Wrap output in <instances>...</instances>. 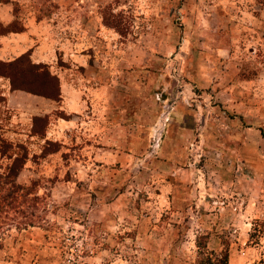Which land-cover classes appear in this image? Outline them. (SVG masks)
<instances>
[{
	"label": "rangeland",
	"instance_id": "rangeland-1",
	"mask_svg": "<svg viewBox=\"0 0 264 264\" xmlns=\"http://www.w3.org/2000/svg\"><path fill=\"white\" fill-rule=\"evenodd\" d=\"M5 43L0 264H264V0H0Z\"/></svg>",
	"mask_w": 264,
	"mask_h": 264
},
{
	"label": "trees",
	"instance_id": "trees-1",
	"mask_svg": "<svg viewBox=\"0 0 264 264\" xmlns=\"http://www.w3.org/2000/svg\"><path fill=\"white\" fill-rule=\"evenodd\" d=\"M25 56L26 54L24 53L19 57L15 58L13 61L6 62V66H10L15 63H18ZM30 67L36 70L42 69L43 71L42 73L44 74L45 81L51 84L53 83L56 84L57 85L56 89L52 87V85H48L47 90L45 92H40L34 87H29L19 83L16 80V77H18V75H22L23 73H25V70L22 68L18 69L14 74H6L11 78L12 89L27 90L39 95H44L51 99H53L56 96L55 92L57 93L58 96H61L60 79L57 75L50 72L47 65L41 62L37 63L30 61ZM16 160L18 159L16 158ZM18 174H19V168H15L14 166H11L8 173L6 172L0 173V178L1 179H6L8 177L15 178L18 176ZM15 180L10 182H5V181H3L2 183L0 182V211L6 212L9 211V209H13L14 207H19L23 202V198H25L28 194L31 193L28 187L18 184ZM205 245L206 244L198 241L200 254H203ZM228 261H229L228 253H225L221 257V259H218L217 262L213 261L211 257H204V256L199 260V262L202 264H227Z\"/></svg>",
	"mask_w": 264,
	"mask_h": 264
},
{
	"label": "crops",
	"instance_id": "crops-1",
	"mask_svg": "<svg viewBox=\"0 0 264 264\" xmlns=\"http://www.w3.org/2000/svg\"><path fill=\"white\" fill-rule=\"evenodd\" d=\"M31 24V23H30ZM27 26H29L28 24H26ZM13 35H11L10 37L11 38H17V39H20V38H25V36H27L28 35V29L26 28L25 30H22V31H18V32H16V33H12ZM7 39H9L10 40V38H7ZM2 40V39H1ZM6 43H5V45L3 46V47H1L0 48V51L2 52V54H0V58H5L4 57V52L6 51V50H8L9 48L8 47H6ZM6 60H7V57H6ZM42 60V59H41ZM41 60H36L35 59V62H41ZM61 85L63 86V83H61Z\"/></svg>",
	"mask_w": 264,
	"mask_h": 264
}]
</instances>
